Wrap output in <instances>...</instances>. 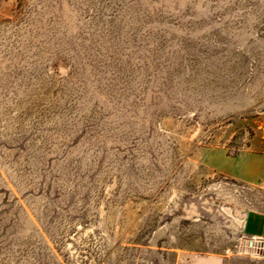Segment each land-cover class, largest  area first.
I'll use <instances>...</instances> for the list:
<instances>
[{
    "label": "rangeland",
    "instance_id": "1",
    "mask_svg": "<svg viewBox=\"0 0 264 264\" xmlns=\"http://www.w3.org/2000/svg\"><path fill=\"white\" fill-rule=\"evenodd\" d=\"M254 216L264 0H0V264H264Z\"/></svg>",
    "mask_w": 264,
    "mask_h": 264
},
{
    "label": "crops",
    "instance_id": "2",
    "mask_svg": "<svg viewBox=\"0 0 264 264\" xmlns=\"http://www.w3.org/2000/svg\"><path fill=\"white\" fill-rule=\"evenodd\" d=\"M246 228L253 234L252 237H261L264 240V219L254 216L245 221Z\"/></svg>",
    "mask_w": 264,
    "mask_h": 264
},
{
    "label": "bare ground",
    "instance_id": "3",
    "mask_svg": "<svg viewBox=\"0 0 264 264\" xmlns=\"http://www.w3.org/2000/svg\"><path fill=\"white\" fill-rule=\"evenodd\" d=\"M245 219H246V217H245ZM243 223L245 224V221ZM250 240H252L254 242H257V243H262L264 241L263 238H261V237H254V236L251 237Z\"/></svg>",
    "mask_w": 264,
    "mask_h": 264
},
{
    "label": "built area",
    "instance_id": "4",
    "mask_svg": "<svg viewBox=\"0 0 264 264\" xmlns=\"http://www.w3.org/2000/svg\"><path fill=\"white\" fill-rule=\"evenodd\" d=\"M264 242V241H263Z\"/></svg>",
    "mask_w": 264,
    "mask_h": 264
}]
</instances>
